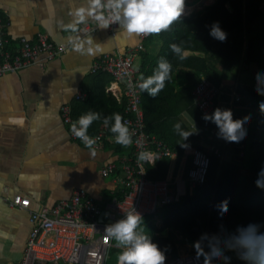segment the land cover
<instances>
[{"label": "crops", "instance_id": "crops-1", "mask_svg": "<svg viewBox=\"0 0 264 264\" xmlns=\"http://www.w3.org/2000/svg\"><path fill=\"white\" fill-rule=\"evenodd\" d=\"M214 1L185 0L183 10L190 12L197 4L203 9ZM82 2L0 0V19L6 24L4 30L11 48H15L17 38L35 40L38 33L65 47L60 56L41 67L35 64L15 74L0 76V264L21 263L30 231L29 212L40 205L51 207L58 200L68 199L76 188L85 189L97 200L114 197V191L122 194L121 186L115 182L119 168L106 177L100 176L99 170L111 162L120 165L121 159L130 154L131 145L117 151L115 134L105 135L99 149L73 142L67 135L59 110L62 104L71 106L74 101H83L88 91L100 88L103 81L99 79L98 82L89 71L93 61L100 55L134 47L140 33L129 34L118 26L117 35L112 38L107 28L100 26L90 34L81 35L78 31L81 24L89 20L77 21L74 7ZM147 40L144 41L146 52L155 55L161 41L158 38ZM213 42V51L217 53L223 41L213 38ZM244 48L245 42L235 66L224 65L220 69V86L225 90L219 93L215 109L230 110L234 121L249 120L248 131L256 121L258 110L253 107L254 99L247 95V90L257 92L260 82L256 79L257 66L244 59ZM215 58L223 61L217 55ZM140 64L139 55L134 62L139 74ZM170 84L175 92L190 86L178 72L173 73ZM110 86L115 94L108 91ZM78 91L84 94L82 100L74 97ZM105 92L120 102L119 87L113 84L112 78L105 86ZM181 119L193 127L184 114ZM102 128L100 132L105 133V126ZM215 132L217 128L208 135L207 141L199 144L214 149L221 147L222 140H212ZM15 194L30 199L29 210L9 205Z\"/></svg>", "mask_w": 264, "mask_h": 264}, {"label": "trees", "instance_id": "trees-1", "mask_svg": "<svg viewBox=\"0 0 264 264\" xmlns=\"http://www.w3.org/2000/svg\"><path fill=\"white\" fill-rule=\"evenodd\" d=\"M214 21H218L227 33L217 53L213 51V37L209 35V27ZM153 38H158L161 46L155 55L148 54L143 47L139 54V75H152L160 57H166L172 69L164 88L156 96L141 91L145 131L166 142L175 154L157 161L153 166L147 165L146 169L149 178L174 182L175 189L171 201L159 210L160 224L144 216L141 227L165 252V257L174 258L195 253L193 242L202 235L216 234L222 227L232 230L237 224L264 222V189L255 184L257 173L264 166V109L260 106L264 102V95L247 90V95L254 99L253 107L258 110L252 125L259 132L258 135L250 132L251 125L248 129L250 133L246 136L250 142L238 144L241 149L237 150L243 165L248 168L247 174H242L235 165L224 164L219 152L221 146L206 152L210 162L205 182L195 187L192 193H189L185 182L191 153L195 150L204 151L199 142L202 139L207 141L208 135L216 128L210 120L203 119V114L193 103L190 89L202 77L220 85L222 71L217 69L213 61L215 56L223 59V67L235 66L244 42V59L257 66L258 74L264 73V5L261 0H215L201 10L193 9L188 15H180L168 29L150 33L147 41ZM173 43L181 46L179 55L184 59H179L178 54L172 52L170 45ZM174 72L182 74L190 86L175 92L170 84ZM93 75L103 84L100 88L88 91L85 100L71 104L72 116L78 119L89 111L98 112L101 118L92 121L87 130L88 135L100 132L102 125L105 126V135L115 134L111 131L112 121L105 124L103 117L119 113L123 118L125 101L117 102L115 97L105 92V86L111 81L107 73L97 72ZM260 88H264V81L260 82ZM183 114L191 121L192 128L181 119ZM177 121L185 131H192L184 140L183 135L173 127ZM130 144L117 143L115 149L121 152L124 146ZM112 195L122 198L120 192L114 191ZM224 202H227V213L218 219L214 209ZM109 252L105 264H117L121 249L111 248ZM227 254L232 258L230 264H246L234 252Z\"/></svg>", "mask_w": 264, "mask_h": 264}, {"label": "built area", "instance_id": "built-area-1", "mask_svg": "<svg viewBox=\"0 0 264 264\" xmlns=\"http://www.w3.org/2000/svg\"><path fill=\"white\" fill-rule=\"evenodd\" d=\"M261 3L264 5V0ZM194 9L201 10V4H197ZM185 11L181 14L188 15L189 11ZM88 20L78 30L81 35L90 34L101 26L91 17ZM5 25L0 19V76L15 74L35 64L41 67L65 50L63 45L50 42L43 33H38L35 40L19 37L15 48H11ZM118 26L117 23H111L106 27L112 38L116 37ZM149 35L140 33L137 44L124 52L112 51L98 56L89 68L92 74L107 73L113 84H118L119 99L125 101L122 122L132 133L131 152L121 159L120 165L111 162L99 170L100 176L106 177L119 168L115 182L122 188V198L114 196L97 200L85 189L76 188L68 199L58 200L51 207L40 205L37 210L30 211V231L20 264H105L111 248L121 249L111 242L104 231L108 224L121 218L131 206L142 217L156 216L160 208L171 201L174 194L171 184L166 180L148 178L146 169L147 165L153 166L157 161L175 154L166 142L145 131L141 91L137 87L141 76L134 62ZM220 89V85L202 77L191 89L195 107L202 114L211 113ZM74 97L82 100L84 94L78 91ZM59 113L69 139L86 144L72 130V124L77 119L72 116L70 104H62ZM89 136L95 141L90 147L99 149L105 134L98 132ZM140 152H145L148 158L140 159ZM209 162L205 151L195 150L191 153L190 167L185 177L189 193L205 182ZM30 204V199L20 194L13 195L9 202L10 206L24 210H29ZM164 264H203V261L196 259V253H190L174 258L167 256Z\"/></svg>", "mask_w": 264, "mask_h": 264}, {"label": "clouds", "instance_id": "clouds-1", "mask_svg": "<svg viewBox=\"0 0 264 264\" xmlns=\"http://www.w3.org/2000/svg\"><path fill=\"white\" fill-rule=\"evenodd\" d=\"M184 3L185 0H83L74 7V16L80 22L91 17L101 27L117 23L120 29L129 34L159 33L168 29L180 17ZM209 35L220 41H224L227 37L226 31L220 27L218 21L212 22ZM170 48L173 53L178 54L179 59H184L179 55L182 52L179 44L173 43ZM171 69L170 61L166 57H160L153 74L147 77L142 75L137 87L150 96H156L164 88ZM256 79L258 83L264 81V73L258 74ZM256 90L264 95V88L258 87ZM260 106L264 109V102H261ZM100 118V113L89 111L78 117L72 124V130L86 145L91 146L95 141L88 135L87 130L93 120ZM203 119L210 120L216 126L219 138L229 144H239L247 136L246 128L250 121H234L230 110L217 107L211 113H204ZM110 120L115 141L123 145L130 144L132 133L122 122V116L113 113L103 117L105 124H109ZM173 127L183 135V140L192 132L185 131L179 121ZM138 156L142 160L148 158L145 152H140ZM255 184L264 189V166L259 169ZM214 211L218 219L223 218L227 213V202L218 205ZM141 225H143L142 215L131 206L121 218L105 227L104 231L108 237L121 248L117 264H164L165 252ZM192 247L196 259L202 260L203 264H219V262L230 264L232 258L227 254L228 252H234L246 264H264V222L237 224L232 230L222 227L216 234L202 235L193 242Z\"/></svg>", "mask_w": 264, "mask_h": 264}, {"label": "rangeland", "instance_id": "rangeland-1", "mask_svg": "<svg viewBox=\"0 0 264 264\" xmlns=\"http://www.w3.org/2000/svg\"><path fill=\"white\" fill-rule=\"evenodd\" d=\"M184 12H187V11H184ZM184 12H182V13H184ZM181 15H183V14H181ZM213 61H214L218 70H220L223 67L222 62L219 59H215ZM230 73H233V71L231 69H230ZM249 73H251V72H249ZM223 90H225V89H220V92H222ZM226 90H228V89H226ZM108 91L113 92L111 89V86L108 89ZM218 95H220V94H218ZM120 102H121V100H120ZM249 130H250V132L255 133L257 135L259 133L258 128L253 126V125L250 127ZM246 132H247V135L250 133V132L248 133V131H246ZM212 140H216V141L218 140L220 142L222 139H220L218 136V133L215 132ZM202 141H203V139H202ZM244 141L250 142L247 140V138H245L241 143L243 144ZM202 146H203L205 152H210L212 150L213 151L215 150V149H212V147H208V146H204V145H202ZM221 148L222 149H219V152L221 153V160L224 162V164L235 165L236 167H238L241 170L242 174H247L248 168H246L243 165V160L240 158L241 154L237 150V148H239V150H240L241 147L238 146V144H229V143L222 140V147ZM170 184H171V187L174 191L175 183L171 182ZM146 218L148 220L155 221L157 224H160V213L159 212L156 214V216H148ZM111 242L116 243L113 239H111ZM109 254H110V252H108L107 260H108V257L110 256ZM219 264H222V262H219Z\"/></svg>", "mask_w": 264, "mask_h": 264}, {"label": "water", "instance_id": "water-1", "mask_svg": "<svg viewBox=\"0 0 264 264\" xmlns=\"http://www.w3.org/2000/svg\"><path fill=\"white\" fill-rule=\"evenodd\" d=\"M104 214H106V212H104Z\"/></svg>", "mask_w": 264, "mask_h": 264}, {"label": "bare ground", "instance_id": "bare-ground-1", "mask_svg": "<svg viewBox=\"0 0 264 264\" xmlns=\"http://www.w3.org/2000/svg\"><path fill=\"white\" fill-rule=\"evenodd\" d=\"M188 10V9H187ZM183 11H185V10H183Z\"/></svg>", "mask_w": 264, "mask_h": 264}]
</instances>
